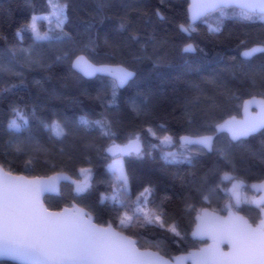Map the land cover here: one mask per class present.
<instances>
[{
  "label": "trees",
  "instance_id": "16d2710c",
  "mask_svg": "<svg viewBox=\"0 0 264 264\" xmlns=\"http://www.w3.org/2000/svg\"><path fill=\"white\" fill-rule=\"evenodd\" d=\"M67 2L64 31L71 39L34 42L26 26L33 14L50 13L49 0H0V88L17 85L0 93V165L30 177L62 171L74 177L75 183L81 179L80 170L89 169L87 191L77 192L75 183L62 184L60 196H46V205L60 209L75 202L96 222H111L137 239L139 247L168 257L197 248L202 242L190 237L195 215L205 207L225 211L233 180L249 186L264 180V129L238 141L218 133L211 152L196 145L181 148L178 137L214 134L224 119L240 116L243 100L254 95L264 98V53L250 59L239 55L253 44H264V19H245L239 15L242 10L234 7L224 9L223 16L216 10L194 24L195 31L187 37L179 25L189 24L188 0H110L103 5L100 0ZM158 10L163 19L156 15ZM37 26L41 32L51 28L59 33L55 18L38 20ZM209 26L219 31H210ZM188 42L194 43L195 53L181 51ZM85 45L89 52L81 51ZM22 49H31L33 58L43 59V66H29ZM89 53L96 63L122 64L134 72L132 80L117 88L113 103L109 77L86 78L72 67L76 56ZM145 100L147 110L138 113L134 105ZM17 105L27 113L35 112L29 130L19 137L7 128L11 108ZM81 117L107 119L116 133L115 143H126L130 136L140 134L145 152L151 151V155L122 158L129 194L134 201L149 186V207L163 210L164 227L119 223L126 209L104 199L111 196L115 181L108 169L112 157L105 152L113 141L98 130L81 126ZM52 120L60 122L66 135L56 137L43 128L41 121ZM165 135L174 141L165 150L183 152L191 163L182 157L180 162L167 163L159 148L151 149L159 144L157 137ZM29 136L24 151L17 152L16 140L27 141ZM236 210L253 223L259 219V211L250 203ZM169 225H175L180 235L169 231Z\"/></svg>",
  "mask_w": 264,
  "mask_h": 264
},
{
  "label": "snow or ice",
  "instance_id": "6c2138e0",
  "mask_svg": "<svg viewBox=\"0 0 264 264\" xmlns=\"http://www.w3.org/2000/svg\"><path fill=\"white\" fill-rule=\"evenodd\" d=\"M109 2L110 0H100L101 5ZM49 4L51 10L48 15L33 14L30 23L26 26L31 29L34 42H62L71 39L69 33L64 31V25L68 21L67 0L63 3L60 0H49ZM231 6L242 9L239 15L245 19H251L254 16L264 19V0H193L189 6V24L179 25V30L190 37L191 32L195 31L193 23L197 19L216 10H219L220 15L223 16L224 9ZM156 15L161 19L164 18L159 10ZM53 17L59 33H55L51 28L41 32L37 21L43 19L51 22ZM24 28L25 26H22L17 30L18 36ZM209 30L218 32L219 28L209 26ZM21 51H26L29 66H43V59L33 58L31 49ZM81 51L89 52V45H85ZM181 51L195 52L196 47L192 43H186ZM257 52H264V45L245 48L240 55L249 58ZM57 59L59 60L60 57ZM12 62H14V56ZM72 67L86 77H93L97 74L109 77L113 96V101L110 103L115 100L117 88L123 87L133 76V73L121 64L110 65L94 62L91 53L87 56H77L72 62ZM2 71L3 68L0 66V72ZM16 87L17 85L13 84L7 88H0V93L11 91ZM253 103L256 104L258 111L250 113L248 107ZM134 109L138 113L146 111L147 101L134 105ZM244 112L243 119L230 118L222 125H218L216 130H227L233 140H239L264 129V99L256 100L253 97L252 100L246 101ZM34 117V111L27 113L25 108L14 106L11 108L7 128L13 136L19 137L20 134L29 130V119ZM41 124L44 129L56 137L66 135L65 128L57 120H52L51 123L41 121ZM79 124L91 131L98 130L102 137L113 141L106 151L112 156V163L109 167L115 181L111 196L104 197V199H110L116 205L126 209L120 218V224L128 226L139 222V226L143 227L145 224L158 223L164 227L163 210L159 206L149 208L152 202L150 201L152 192L150 188L146 187L134 201L129 194V180L122 158L151 155V151L145 152L140 134L130 136L126 143L117 144L115 143L116 133L112 131V124L107 119L91 121L81 117ZM148 131L156 136L151 128ZM157 139L159 144L151 145V149L159 148L161 158L167 163L180 162L181 157L191 163V157L183 152L165 150L174 144L171 136L165 135ZM30 140L31 136L27 141L17 139L14 144L15 150L24 151L26 143ZM213 142V136L207 134L180 137L181 148L187 145H197L211 150ZM221 152L227 158L226 153L223 150ZM81 173L84 174V179L76 182L77 192H85L90 187V170L81 169ZM55 181L56 178L29 180L23 176H15L5 171L0 165V257H10L23 261L24 264H170V261L164 259L158 251H141L136 246L135 240L114 230L111 226L99 227L92 223L91 216L82 209H74L72 212L68 210L60 213L49 212L40 203V195L44 192L55 191ZM252 187L264 190V182ZM240 189L239 182L233 184L232 196L237 205L241 202ZM261 201H264V197H261ZM261 201L254 203L259 204ZM228 210L229 218L226 220L207 212L198 217L200 222L193 235L207 236L212 243L206 248L190 253L187 257H176L175 264H183L186 259H190L192 264H264V220L253 227L243 217L232 215L230 205ZM260 211L264 213V206L260 208ZM168 230L177 236L180 235L175 225H169ZM225 240L231 246L227 253L223 252L220 247Z\"/></svg>",
  "mask_w": 264,
  "mask_h": 264
},
{
  "label": "water",
  "instance_id": "95a60500",
  "mask_svg": "<svg viewBox=\"0 0 264 264\" xmlns=\"http://www.w3.org/2000/svg\"><path fill=\"white\" fill-rule=\"evenodd\" d=\"M192 2H193V0H188V6H187V15H188V23H189V6H190V4H192ZM231 7H234V8H237V9H240L239 7H237V6H231ZM242 10V9H241ZM214 12V11H213ZM210 13H212V12H210ZM209 14V13H208ZM207 14V15H208ZM205 17V16H204ZM204 17H202V18H204ZM202 18H199V19H197L194 23H193V25L194 24H196L198 21H200ZM181 25V24H180ZM183 34H185V33H183ZM187 37H189V35L188 34H185ZM188 43H192V42H188ZM193 45H194V43H192ZM257 45H264V44H261V43H257V44H253V45H251V46H249V47H247V48H251V47H253V46H257ZM195 46V45H194ZM245 50V48L244 49H242L240 52H239V55H240V53L242 52V51H244ZM188 53H195V52H188ZM259 53H264V52H257V53H254L251 57H249V58H244V57H242L241 55H240V57L241 58H243V59H250V58H252L254 55H256V54H259ZM80 55H85V54H80ZM79 56V55H78ZM77 57V56H76ZM76 57L73 59V61L76 59ZM72 61V62H73ZM110 65H116V64H110ZM122 65V64H121ZM123 67H125L124 65H122ZM125 68H127V67H125ZM128 69V68H127ZM77 73H79L80 75H82V76H84L82 73H80V72H78L76 69H74ZM128 71H130V72H132L133 73V76L127 81V83L130 81V80H132L133 79V77H134V72L132 71V70H130V69H128ZM97 75H101V76H106V75H104V74H97ZM84 77H86V76H84ZM94 77V76H93ZM86 78H92V77H86ZM126 83V84H127ZM125 84V85H126ZM124 85V86H125ZM253 97H255V99L256 100H261V99H264L263 97H261V96H257V95H254V96H251V97H248V98H246L245 100H243V102H242V107H241V112H240V116H230V117H228V118H226V119H224L222 122H220L218 125H222L226 120H229L230 118H235V119H237V120H241V119H243L244 118V115H245V112H244V105H245V102L246 101H250V100H252V98ZM248 111L250 112V113H255L256 111H258V108H257V106H256V104H250L249 105V107H248ZM217 125V126H218ZM217 126H216V129H217ZM261 130H263V129H260L259 131H257V132H255V133H253V134H251V135H254V134H257L258 132H260ZM218 133H225V134H227L228 135V137L232 140V141H238V140H233L232 139V137H231V135L228 133V131L227 130H220V131H217L216 130V132L214 133V134H207V135H212L213 136V141L215 140V136H216V134H218ZM202 135H204V134H202ZM250 135V136H251ZM181 136H197V135H188V134H183V135H180L179 137H178V142H179V144H180V137ZM249 137V136H248ZM248 137H242V138H240V139H247ZM239 139V140H240ZM117 144H120V143H117ZM121 144H123V143H121ZM110 146V145H109ZM108 146V147H109ZM187 146H193V145H187ZM197 146V145H196ZM213 146H214V142H213ZM213 146H212V149L211 150H208V149H205L207 152H211L212 150H213ZM107 147V148H108ZM200 147H202V146H200ZM106 148V149H107ZM204 149V148H203ZM167 151H176V149H172V150H167ZM105 152L107 153V155H109V156H111V154L110 153H108L106 150H105ZM112 157V156H111ZM3 169L5 170V171H8L6 168H4L3 167ZM8 172H10V171H8ZM12 175H15V176H23V177H25V178H27V179H29V180H31V179H35V178H41V179H45V180H47L48 178H56V190L55 191H49V192H44V193H42L41 195H40V203L43 205V207L45 208V209H47L49 212H57V213H60V212H64L65 210H68L69 212H72L74 209H82V210H84L85 212H87L90 216H91V219H92V223H94V224H96L97 226H99V227H109V226H111L114 230H116V231H118V232H121L123 235H125V236H127V237H129V238H131V239H133V240H135L136 241V246L141 250V251H151V252H157L158 250H155V249H152V248H141V247H139L138 246V241H137V239H135V238H132L131 236H129V235H127V234H125L124 232H122V231H120L119 229H117L111 222H108L107 224H100V223H98V222H96V220H95V217L92 215V214H90L84 207H82V206H80L79 204H77V203H75V202H73V203H71L70 205H65V206H63L62 208H60V209H50L47 205H46V203H45V197L46 196H60V194H61V185L62 184H73V183H75V178L74 177H72L71 175H69V174H67V173H65V172H62V171H57V172H53V173H51V174H49V175H46V176H26V175H24V174H17V173H13V172H10ZM262 182H264V180L263 181H261V182H255V183H252L251 185H250V190L252 191V194H253V196H252V198L250 199V204H251V206L252 207H254L255 209H257L258 211H259V219L255 222V223H253V222H251L250 220H249V218L247 217V216H245V215H243L242 213H240V212H238L237 210H235L233 207H232V205H231V203H226L225 204V212H223V213H221V212H218V211H215V210H213V209H211V208H209V207H205V208H202L201 210H200V212L198 213V214H196L195 215V218H194V220H195V223H194V225H193V227H192V230H191V232H190V237H191V239L192 240H196V241H199V242H202V244L201 245H199L197 248H194V249H190L189 251H187V252H182V253H179V254H177V255H173V256H170V257H168V256H165V255H163L162 253H160L159 251V254L161 255V256H163L164 257V259H166V260H169L170 261V264H175V258L176 257H180V256H184V257H187L190 253H192V252H195V251H198L199 249H201V248H206L209 244H211L212 243V240L209 238V237H207V236H201V235H193V233L196 231V227H197V224L200 222L199 220H198V217L199 216H201V215H203V213L204 212H207V213H210V214H213V215H215V216H217V217H219L220 219H222V220H226V219H228L229 218V210H228V206L230 205L231 206V212H232V215H234V216H240V217H243L245 220H247L248 221V223L249 224H251L253 227H256L257 225H259L260 224V222H261V220H264V213H262L261 211H260V208L262 207V206H264V201H261V197H264V190H261V189H258V188H254V187H252L253 185H257V184H260V183H262ZM255 201H261V203H254ZM220 247H221V250L223 251V252H225V253H227V252H229L230 251V249H231V246H230V244L228 243V241L227 240H225L224 242H222L221 243V245H220ZM0 261H9V262H13V263H16V264H24V262L23 261H20V260H16V259H12V258H10V257H0ZM183 264H192V261L190 260V259H186L184 262H183Z\"/></svg>",
  "mask_w": 264,
  "mask_h": 264
},
{
  "label": "rangeland",
  "instance_id": "374dc122",
  "mask_svg": "<svg viewBox=\"0 0 264 264\" xmlns=\"http://www.w3.org/2000/svg\"><path fill=\"white\" fill-rule=\"evenodd\" d=\"M47 15V14H46ZM37 16H44V15H37ZM54 18V17H53ZM43 20V19H42ZM44 22H49V20H43ZM112 163V159H111V161L109 162V164H108V169L110 170V171H112L111 169H110V167H109V165ZM124 170H125V173H126V175L128 174V172L126 171V169L124 168ZM80 174H81V179H79V180H77V182H79V181H82L83 179H84V174H82L81 173V170H80ZM115 178V177H114ZM240 183L241 184V189H240V193H241V202H240V205H238V206H236L235 208L237 209V207H239V206H241L242 204H248L249 205V203H250V199L252 198V191L250 190V186L248 185V184H245L243 181H241V180H237V179H235V180H233V182H232V184L230 185V187H229V193H230V196H229V200H228V202L227 203H229V201H231V194H232V187H233V184L234 183ZM89 183H90V175H89ZM147 188H150L149 186H146ZM145 187V188H146ZM145 188H143L139 193H141V192H143V190L145 189ZM151 189V188H150ZM75 190H76V183H75ZM77 191V190H76ZM138 193V194H139ZM137 194V195H138ZM137 195H136V197H137ZM136 197H135V199H136ZM134 199V200H135ZM232 202V201H231ZM150 208V207H149ZM123 215V214H122ZM119 223H120V221H119Z\"/></svg>",
  "mask_w": 264,
  "mask_h": 264
},
{
  "label": "flooded vegetation",
  "instance_id": "af4514ba",
  "mask_svg": "<svg viewBox=\"0 0 264 264\" xmlns=\"http://www.w3.org/2000/svg\"><path fill=\"white\" fill-rule=\"evenodd\" d=\"M253 196V195H252ZM232 201V202H231ZM231 201H229V203H231V205H232V207L236 210V206H238L237 204H236V202H235V200H234V198H233V196H232V194H231ZM240 205V204H239ZM223 212H225V211H223ZM223 212H221V213H223Z\"/></svg>",
  "mask_w": 264,
  "mask_h": 264
}]
</instances>
